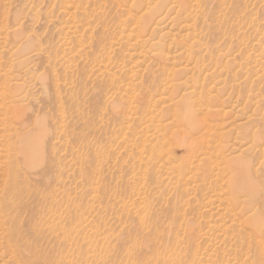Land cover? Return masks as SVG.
<instances>
[{"label": "rangeland", "instance_id": "374dc122", "mask_svg": "<svg viewBox=\"0 0 264 264\" xmlns=\"http://www.w3.org/2000/svg\"><path fill=\"white\" fill-rule=\"evenodd\" d=\"M0 264H264V0H0Z\"/></svg>", "mask_w": 264, "mask_h": 264}]
</instances>
